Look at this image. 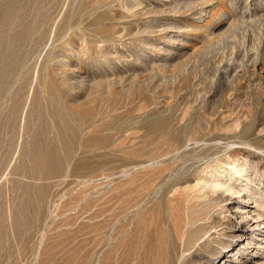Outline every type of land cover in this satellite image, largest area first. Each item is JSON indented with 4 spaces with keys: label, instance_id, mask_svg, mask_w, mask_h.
I'll use <instances>...</instances> for the list:
<instances>
[{
    "label": "rangeland",
    "instance_id": "374dc122",
    "mask_svg": "<svg viewBox=\"0 0 264 264\" xmlns=\"http://www.w3.org/2000/svg\"><path fill=\"white\" fill-rule=\"evenodd\" d=\"M0 264H264V0H0Z\"/></svg>",
    "mask_w": 264,
    "mask_h": 264
}]
</instances>
